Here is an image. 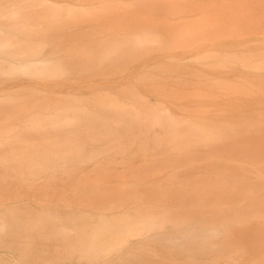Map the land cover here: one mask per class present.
<instances>
[{
	"label": "bare ground",
	"instance_id": "obj_1",
	"mask_svg": "<svg viewBox=\"0 0 264 264\" xmlns=\"http://www.w3.org/2000/svg\"><path fill=\"white\" fill-rule=\"evenodd\" d=\"M260 29L264 0H0V113L18 120L0 132L1 167L38 177L141 158L211 161L169 190L175 208L128 193L39 209L48 232L38 237L58 259L110 264L128 252L155 264L147 251L158 241L186 264H264V40L241 34ZM25 200L0 208V228L7 216L21 238L35 225L20 215L34 208ZM47 249L15 247L13 259L0 249V264H46Z\"/></svg>",
	"mask_w": 264,
	"mask_h": 264
},
{
	"label": "rangeland",
	"instance_id": "obj_2",
	"mask_svg": "<svg viewBox=\"0 0 264 264\" xmlns=\"http://www.w3.org/2000/svg\"><path fill=\"white\" fill-rule=\"evenodd\" d=\"M242 32V36H245L249 40H253L251 42L252 46H256L259 40H264V29ZM238 40L242 39L239 38ZM258 77L263 79L264 75L261 74L258 75ZM235 94L238 95L237 99L240 102L245 105L247 104V106H253L252 94L245 91ZM216 96L220 99L222 98V103L230 100L228 99L226 101L227 96H222L221 94H216ZM3 99L7 100L5 97H3ZM255 108H257V106ZM256 110L257 109H253L252 112H250L253 113L251 116H258L259 113L256 114ZM250 113L240 112V114L248 115H250ZM262 113H264L263 109ZM11 115L12 113L10 111L0 113L1 133L8 130L9 125L13 126L17 124L18 120H15ZM183 158H159L148 161L141 158L132 162L117 163L118 166L115 169L111 168V171L84 170L77 171V173L70 175L60 172L51 175H39L38 177L16 174L0 166V208L2 204L11 200L27 198L25 203L31 204L34 210H22L20 215L30 217L33 219V224H35L33 228L34 233H27V235L25 234V236L21 238L12 235V233L17 231L16 227L14 224L10 223L9 217L6 218L7 216H2L3 219L2 217L1 219L5 222V226L0 228V249L6 251H4L5 256L9 257V259H13L15 256V247L22 246L25 249H30L34 246L37 248L45 247L46 249L48 248V252L45 253V256L49 258L46 264H64V259H58L56 257L58 253H56V250L53 248L55 247L54 243L51 242L50 239L38 237V231L42 234L48 232V226L42 225L43 220L40 213H38L39 209L56 213L70 212L75 208L81 211L85 206H92L94 202H98L101 198L104 199L102 200L104 203H109L111 200L122 203L123 201L117 200V198H119L121 194L125 196L128 193L135 198L137 203L154 205L155 207L173 206V208H175L168 199L169 197L167 194L170 193L169 190L181 187L179 180L185 177V173L189 171V166L209 165L211 162L208 159L205 160L203 157L199 159L198 156H196L198 160L194 161L192 165H189L188 161L185 159L180 160ZM194 158L195 157H192V159ZM107 165L108 164H105V166ZM166 167L176 169L169 175ZM254 176H251L252 180L257 181ZM7 205L9 204H4V206ZM132 240L138 242L136 236H132ZM150 242L158 247L157 250L147 251L150 260H155V264H186L188 262L187 257L174 253L171 248L162 246L164 245L163 242ZM180 242L175 243L179 244ZM50 244L52 245L50 246ZM29 259H27L28 263L26 264H30L31 261ZM127 260L136 262L127 264H138V261H141L140 258L130 255L128 252L125 254L121 252L118 256L108 260L106 263L126 264ZM244 261V258H239L234 261V264H243ZM18 262V264H24L23 261L21 262L19 260ZM148 263L149 261L144 262V264Z\"/></svg>",
	"mask_w": 264,
	"mask_h": 264
}]
</instances>
